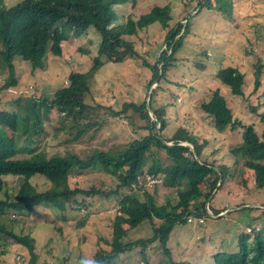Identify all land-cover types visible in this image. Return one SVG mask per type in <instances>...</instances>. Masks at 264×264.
Returning a JSON list of instances; mask_svg holds the SVG:
<instances>
[{"label": "rangeland", "instance_id": "rangeland-1", "mask_svg": "<svg viewBox=\"0 0 264 264\" xmlns=\"http://www.w3.org/2000/svg\"><path fill=\"white\" fill-rule=\"evenodd\" d=\"M18 1L4 0L3 5L11 6ZM203 1L135 0L127 6L117 5V24L122 23L123 15L128 13L139 18L154 6L171 7L167 27L157 20L129 37L134 41L137 57L115 62L101 56L100 35L91 26L78 34L70 32L60 55H55L49 46L42 67H34L31 61L16 55L14 69L18 83L12 87L3 88L10 79V72L0 67L3 70L0 71V111L6 112L24 111L23 106L30 97L52 96L67 84L72 72L92 74L87 102L94 109L86 119L89 123L84 135L75 139L77 128L72 126L71 119L61 116L58 108L46 113L43 136L35 146L38 150L46 149L49 155L69 151L85 156L95 150H118L132 139L141 138L149 132L148 121H144L133 106H127L126 110L124 107L126 103L149 102L152 96L153 107L164 108L165 136H171L179 127L185 128L202 145L203 159L229 167L228 180L207 202L212 210L221 213L215 214L210 208L209 217H189L186 222H176L166 243L170 255L165 253L160 241H154L147 249L151 264H165L169 257L194 264H216L215 254L219 251L239 250L242 232L251 228L255 234L264 227V187H257L254 171L246 167L248 156L238 155L236 151L246 125L254 124L260 134L264 132V0H210L220 6L212 9L200 6ZM178 24L183 26L181 46L175 50L174 61L164 75L148 89L152 66L169 48L166 34ZM98 55L103 63L93 70L94 58ZM230 65L245 74L242 95L235 94L217 76L222 67ZM256 70L262 73L259 83L255 78ZM215 89L220 90L233 110L234 124L224 131L216 128L214 119L201 107L202 102L210 100ZM148 106L151 119L157 120L150 104ZM0 133L7 137L14 134L10 127L3 125H0ZM156 161L161 168L170 164L166 151L157 143L134 188H148L159 204L167 199L176 201V188L163 184L165 172L155 175L147 170ZM6 178L12 190L13 176ZM32 182L40 188L48 185L43 176L32 178ZM118 183L117 176L103 169L84 170L71 180L73 188L85 190L92 186L115 188ZM119 198L80 194L78 201L65 205L64 213L53 204L42 203L29 216H16L11 212L8 217L0 218V222L36 238L37 264H80L92 257L99 247L109 248L113 222L120 212ZM12 218L17 222L9 221ZM123 226L128 231L125 242L148 237L153 232L149 221L132 229L127 224ZM260 231L264 234V230ZM30 257L27 247L0 233V264H28ZM142 262L139 248L123 251L113 259V264Z\"/></svg>", "mask_w": 264, "mask_h": 264}, {"label": "trees", "instance_id": "trees-1", "mask_svg": "<svg viewBox=\"0 0 264 264\" xmlns=\"http://www.w3.org/2000/svg\"><path fill=\"white\" fill-rule=\"evenodd\" d=\"M131 2L134 3L135 0H20L11 6H5L4 0H0V67L10 72V79L3 88L18 83L14 69L16 55L31 61L34 67H42L49 46L55 55H60L62 44L69 39L70 32L78 34L91 26L100 35L101 56L115 62L137 57L138 51L129 37L157 20L167 27L171 19V7L154 6L139 18L128 13L123 15V22L117 24V5L127 6ZM218 5L217 2L213 5L210 0H204L200 6L212 9L220 7ZM120 9L124 11L122 7ZM182 28L178 24L167 32L165 42L169 48L162 52L158 62L152 66L153 76L147 84L148 89L156 79L164 75L168 65L174 61L175 50L181 46ZM100 55L94 58L93 70L103 63ZM261 74L260 70H256L257 83ZM91 76V73L72 72L67 84L52 96L28 98L23 106L24 111H18L19 113L0 111V125L8 126L14 132L10 137L0 133V218L8 217L11 212L29 216L42 203L53 204L63 212L65 205L78 201L80 194L101 195L106 198L120 196V212L113 222L109 248L99 247L92 257L83 261L113 264L117 254L139 248L143 257L142 264H151L147 249L154 241H160L165 247V253L170 255L166 243L176 222H186L191 215L209 217L211 206H207V202L214 191L228 180L231 171L226 165L218 166L203 159L202 145L187 129L179 127L171 136H165L164 108H154L152 96L149 102L144 100L140 105L133 102L125 104L124 110L127 106H133L141 118L148 121L149 132L141 138L132 139L121 149L95 150L85 156L69 151L49 155L46 149L38 150L35 144L43 136L42 126L48 117L46 113L53 108H58L65 120L73 121L72 126L77 128L75 139L85 134L89 123L86 119L90 110L92 112L94 109L87 102L92 88ZM217 76L235 94H243L245 74L238 67H222ZM149 104L157 120L151 119ZM201 107L214 119L219 131L234 124L233 110L219 89H215L210 100L202 102ZM184 142L190 143L194 148ZM155 143L166 151L170 164L161 168L156 161L147 170L155 175L165 172L163 184L176 188V201L167 199L165 203L159 204L148 188H134L138 177L145 171L149 153ZM236 151L238 155L248 156L246 167L254 171L257 187H264V132L260 134L254 124L246 125L243 140ZM25 153L29 155H24ZM87 169H103L117 176L119 183L110 189L97 186L88 190L73 188L72 178ZM8 176L14 178L12 190L6 178ZM36 176H43L48 185L40 188L34 184L32 178ZM123 189L128 192L123 193ZM212 211L215 214L221 213L220 210ZM9 221L17 222L15 218ZM144 221L152 224V234L125 242L128 231L123 224L132 229ZM261 229L264 230V227ZM260 230L255 234L251 231L242 232L238 241L239 250L219 251L215 254L216 264H264V234ZM0 233L27 247L31 254L28 264H37L36 238L27 233H18L2 222ZM165 264L194 263L169 257Z\"/></svg>", "mask_w": 264, "mask_h": 264}, {"label": "clouds", "instance_id": "clouds-1", "mask_svg": "<svg viewBox=\"0 0 264 264\" xmlns=\"http://www.w3.org/2000/svg\"><path fill=\"white\" fill-rule=\"evenodd\" d=\"M139 178V177H138ZM138 181V180H137ZM135 185V184H134ZM192 217H196V218H198L199 216H194V215H191ZM191 216H189V217H191ZM189 217H188V219H189ZM202 217H204V216H202ZM248 231H252V229L251 228H248L247 229ZM81 264H99V262L98 261H93V260H86V261H82L81 262Z\"/></svg>", "mask_w": 264, "mask_h": 264}, {"label": "built area", "instance_id": "built-area-1", "mask_svg": "<svg viewBox=\"0 0 264 264\" xmlns=\"http://www.w3.org/2000/svg\"><path fill=\"white\" fill-rule=\"evenodd\" d=\"M138 182V181H137ZM137 182L135 183V184H137ZM192 217V216H191ZM200 219H203V218H201V217H199Z\"/></svg>", "mask_w": 264, "mask_h": 264}]
</instances>
